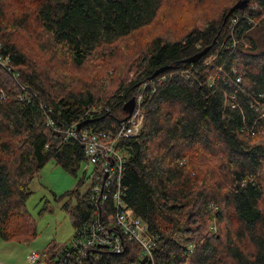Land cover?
<instances>
[{"label": "trees", "instance_id": "trees-1", "mask_svg": "<svg viewBox=\"0 0 264 264\" xmlns=\"http://www.w3.org/2000/svg\"><path fill=\"white\" fill-rule=\"evenodd\" d=\"M243 1L0 0L10 68L0 64V237L35 238L30 183L50 160L73 169L85 159L64 128L116 129L138 85L171 66L154 78L141 134L123 143L133 151L124 198L159 236L154 264H264V125L244 129L256 113L224 74L236 67L249 97L264 102V0L229 14ZM247 11L259 23L241 20L233 47L231 18ZM67 194L78 227L94 212L90 187ZM65 244L50 243L48 255ZM88 264L150 263L128 242Z\"/></svg>", "mask_w": 264, "mask_h": 264}, {"label": "built area", "instance_id": "built-area-1", "mask_svg": "<svg viewBox=\"0 0 264 264\" xmlns=\"http://www.w3.org/2000/svg\"><path fill=\"white\" fill-rule=\"evenodd\" d=\"M243 19L254 25L259 23L248 11L242 16H233L230 23L233 47L238 42L235 27ZM214 58L215 56L211 60ZM8 61L9 56H4L0 49V64L10 69L7 66ZM209 62L210 60L207 61ZM224 74L228 81L237 87L233 98L237 93L245 94L250 108L256 113L252 124L246 123L244 129L252 135L261 134L264 125V102L249 97L240 85L242 77L236 67H232L229 73L224 71ZM154 83V79H150L138 85L134 94L135 108L116 129L94 132L87 128L78 129L77 123L64 128L66 134L84 144L85 157L94 164L89 201L94 212L87 220L75 227V234L69 242L57 249L51 257L48 255L46 263L42 261L43 256L40 252L35 251L28 256L29 264H88L92 262V256L97 250L123 253L127 249L128 242L137 243L141 249V258L146 257V263L154 264L159 236L150 230L148 222L137 215L127 203L124 198L127 186L123 184L128 157V150L123 143L141 134L145 122L143 105L149 92L155 91ZM210 83L215 84L216 77H211ZM232 107L243 111L239 101L233 102ZM109 203L112 205V210Z\"/></svg>", "mask_w": 264, "mask_h": 264}, {"label": "rangeland", "instance_id": "rangeland-1", "mask_svg": "<svg viewBox=\"0 0 264 264\" xmlns=\"http://www.w3.org/2000/svg\"><path fill=\"white\" fill-rule=\"evenodd\" d=\"M239 43V40L237 44ZM94 164L87 157L79 161L73 169H66L50 160L30 183L31 194L26 205L37 225V236L23 241H6L0 237V264H29L28 256L40 252L42 261H48L50 243L64 244L75 234L70 212L63 205L72 200L75 194L67 193L79 190L87 191L92 184Z\"/></svg>", "mask_w": 264, "mask_h": 264}, {"label": "water", "instance_id": "water-1", "mask_svg": "<svg viewBox=\"0 0 264 264\" xmlns=\"http://www.w3.org/2000/svg\"><path fill=\"white\" fill-rule=\"evenodd\" d=\"M249 3V0H244L243 2L241 3H238L236 4L229 12V14H231L236 8H245ZM211 46H207L206 48H204L202 51L196 53L194 56L190 57V58H187L185 60H183L184 62H196L198 60H200L203 56H205L209 50H210ZM167 67H171V66H167ZM167 67H164L162 69H158L157 71H155L150 77L149 79H154L159 73L161 70H164V69H167ZM173 67V66H172ZM135 97L133 96L125 105V109L128 111V116L124 119L126 120L133 112L134 108H135ZM88 122V120L86 121V123ZM85 122H82V123H79L77 125V128L80 129L82 127V125L84 124ZM127 150L132 153V149L131 148H127ZM147 261V258L145 257L143 259V263H146Z\"/></svg>", "mask_w": 264, "mask_h": 264}]
</instances>
